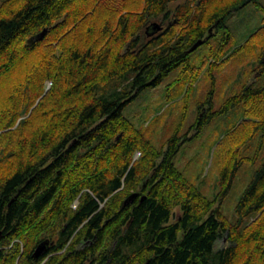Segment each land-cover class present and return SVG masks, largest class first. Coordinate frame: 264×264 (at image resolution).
<instances>
[{"label":"trees","instance_id":"obj_1","mask_svg":"<svg viewBox=\"0 0 264 264\" xmlns=\"http://www.w3.org/2000/svg\"><path fill=\"white\" fill-rule=\"evenodd\" d=\"M256 1L0 0V81L40 52L0 102V264H264V162L227 221L175 167L180 138L157 148L122 113L139 91L185 65L197 40L220 34L225 43V20ZM96 8L108 21L72 45L64 35L86 14L96 19ZM152 22L163 31H147ZM259 54L263 67V48ZM239 103L251 120L223 139L244 136L222 168L220 199L238 168L256 159L239 147L264 137V83L243 85L223 109ZM43 240L47 250L34 258Z\"/></svg>","mask_w":264,"mask_h":264},{"label":"rangeland","instance_id":"obj_2","mask_svg":"<svg viewBox=\"0 0 264 264\" xmlns=\"http://www.w3.org/2000/svg\"><path fill=\"white\" fill-rule=\"evenodd\" d=\"M118 1L123 0H116ZM126 1L129 5L133 0ZM93 13L96 16L99 14L96 19H93L92 13L86 14L81 23L78 21L72 25V21L67 26L72 25L64 37L72 39V45L81 38H88L89 26L99 27L104 21H108L107 10L96 8ZM117 20V16L109 17L111 25ZM225 24L228 27L225 43L219 45L223 35L218 34L216 41L211 39L207 44L198 45L185 65L180 64L169 71L156 86L139 91L124 106L122 113L157 148L164 147L166 140L173 134L180 138V148L173 159L175 167L208 201H213L214 207L219 204L223 219L229 221L234 216L235 205L243 190L255 170L264 162V137L260 140L258 134L250 143L239 147L243 155H256L255 161H245L238 168L229 190L220 199L222 168L228 163L230 152L237 148L244 136L229 145L223 139L234 132L238 122L251 120L244 116L242 103L228 109H223V105L243 85L256 87L264 83V66H261L259 60V48L264 49V41L262 44L258 43L264 38V31L255 34L264 24V0L241 7L225 20ZM163 29L164 27L155 33H161ZM64 30L57 34H62ZM76 31L78 34L74 36L72 32ZM250 35L252 36L246 46L242 50H236ZM94 37L100 43L103 40L100 32L93 34ZM53 38L55 41L57 36ZM79 46L84 47L85 44ZM220 47L222 55L221 52L215 54ZM38 56L40 52L24 55L22 62L16 63L8 73L9 78L0 81V102L8 94L7 91L10 92L11 87L23 82L27 60L36 62ZM49 86L50 81L46 80L45 89ZM124 89L128 90L129 85H125ZM14 104L17 105L18 102L14 101ZM245 131H251L250 127ZM140 153L139 150L134 151L133 160ZM74 204H78L77 198L72 201L71 207L74 208ZM178 210L176 207L175 213ZM218 244H227L225 238L220 239Z\"/></svg>","mask_w":264,"mask_h":264},{"label":"water","instance_id":"obj_3","mask_svg":"<svg viewBox=\"0 0 264 264\" xmlns=\"http://www.w3.org/2000/svg\"><path fill=\"white\" fill-rule=\"evenodd\" d=\"M162 28V26L157 23V22H152L149 25L146 26V30L155 33L158 30H160ZM209 31H211V28L209 29ZM46 32V28H44L42 31H40L38 34L34 35L33 37L30 38V40H35L37 38H41ZM204 42V39H199L197 40L189 49V51H193L198 45L202 44ZM135 193H132L131 195H129L125 201L124 204L128 203L129 201H131L133 199V197L135 196ZM47 245H48V240H43L41 241L34 249V252L32 254V256L34 258L39 257L42 253H44L47 250Z\"/></svg>","mask_w":264,"mask_h":264},{"label":"bare ground","instance_id":"obj_4","mask_svg":"<svg viewBox=\"0 0 264 264\" xmlns=\"http://www.w3.org/2000/svg\"><path fill=\"white\" fill-rule=\"evenodd\" d=\"M135 194H136V195L133 197V199L136 198V197L138 196V193H137V192H136Z\"/></svg>","mask_w":264,"mask_h":264}]
</instances>
